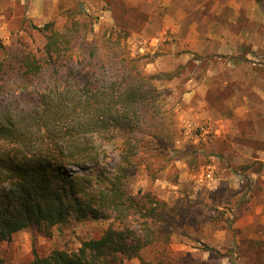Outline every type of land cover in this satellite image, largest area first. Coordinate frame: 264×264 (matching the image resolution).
<instances>
[{"label":"rangeland","instance_id":"1","mask_svg":"<svg viewBox=\"0 0 264 264\" xmlns=\"http://www.w3.org/2000/svg\"><path fill=\"white\" fill-rule=\"evenodd\" d=\"M151 8L133 0H0V42L5 46L21 42L34 51L41 44V35L33 27L50 23L52 30L59 31L71 28L76 21L88 50L96 46L98 55H105L106 47L111 46L117 66L133 59L137 70L158 75L159 80L153 81L154 105L159 110V125L171 140L164 141L166 149L152 145L156 151H151L150 160L151 171L164 168L155 179L139 168L130 184L134 191L146 190L164 201L173 225L152 226L153 242L141 249L142 260L149 264H166L167 260L171 264H262L264 117L260 122L235 117L245 100L232 96L235 89L246 85L241 78L246 68L264 77V52L254 56L248 46L237 54L218 55L213 68L225 77H212L216 90H207L204 98L188 97L187 78L202 77L213 60L188 49L178 51V40L172 35H163V41L150 44L144 24L145 11ZM197 39L201 41V37ZM245 41L249 43L250 38L243 39V44ZM90 60L98 66L101 63L100 57ZM226 60L240 62L228 66ZM97 73L107 78L110 71L98 69ZM39 88L38 81L26 86L25 91L16 83L9 84L0 93V105L24 108L25 94L33 95ZM250 101L253 110H262V116L264 100ZM104 146L105 154L98 164L68 170L83 174L112 169L118 154L107 143ZM110 223L99 219L54 226L46 232L20 230L10 240L0 242V264H25L33 253L46 256L53 249L74 250L82 240L98 238ZM133 229L138 235L144 234L138 225ZM165 232H169L167 242L162 238ZM121 264L141 263L132 258Z\"/></svg>","mask_w":264,"mask_h":264},{"label":"trees","instance_id":"2","mask_svg":"<svg viewBox=\"0 0 264 264\" xmlns=\"http://www.w3.org/2000/svg\"><path fill=\"white\" fill-rule=\"evenodd\" d=\"M49 26L33 27L41 35L34 51L21 42H0V93L12 83L22 91L37 81L40 87L25 94L24 108L0 105V242L24 229L46 232L110 220L98 238L82 240L74 250L33 253L25 264H121L132 258L149 264L140 253L153 242L152 226L173 223L164 201L134 191L130 183L139 168L150 179L164 168L151 171L150 160L152 145L166 149L164 141L171 140L154 105L153 81L160 77L137 70L133 59L117 66L111 46L105 55H98L96 46L88 50L76 21L59 31ZM99 57L100 65L92 64L90 59ZM107 68L110 74L100 78L97 70ZM105 143L119 157L112 169L68 170L98 164ZM162 235L167 242L169 232Z\"/></svg>","mask_w":264,"mask_h":264},{"label":"crops","instance_id":"3","mask_svg":"<svg viewBox=\"0 0 264 264\" xmlns=\"http://www.w3.org/2000/svg\"><path fill=\"white\" fill-rule=\"evenodd\" d=\"M133 1L137 4L145 2L149 7L152 6L148 12L145 11L147 21L144 24V33L150 34L148 37L150 44L159 43V39L163 41V35H172L178 40V51L188 49L198 55L203 54L212 58L213 61L209 60L202 77L187 78L185 95L188 97L204 98L207 90H216V87H212L211 84L212 77H225L213 68V62L218 60V55L227 57L234 53L237 54L238 50L248 46L252 54L254 52V56L264 52V0ZM197 36L201 37L200 42ZM247 38H250L249 43L245 41L243 44V39ZM202 40L207 41V44L204 45ZM167 47L172 48V45ZM246 59H248L247 56ZM237 62L240 61L226 60L224 63L229 66L230 63ZM256 63L261 66L258 62ZM241 78L246 85L241 89H235V95L232 98L243 99L245 102L241 112L235 113L234 116L243 121L260 122L264 117V111L261 116L260 111L262 110H259V107L253 110L250 100H264V77L246 68ZM207 79L209 80L208 85L205 83ZM223 83L227 82L224 80ZM217 121L227 123L229 120L218 118Z\"/></svg>","mask_w":264,"mask_h":264}]
</instances>
